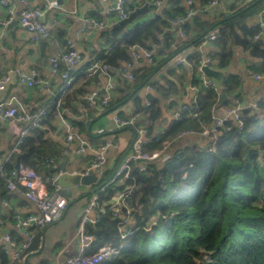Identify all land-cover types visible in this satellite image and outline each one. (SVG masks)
<instances>
[{
  "label": "trees",
  "instance_id": "1",
  "mask_svg": "<svg viewBox=\"0 0 264 264\" xmlns=\"http://www.w3.org/2000/svg\"><path fill=\"white\" fill-rule=\"evenodd\" d=\"M154 1L149 0L152 7L138 12L130 21L106 31L104 36L112 43L111 48L97 56L117 70L123 63L131 61L129 48L132 45L153 49L164 41V48L157 49L160 53L169 49L180 32L184 34V38H179L177 48L167 57L171 59L190 50L186 54L192 64L189 83L199 87L194 96L197 116L183 112L180 119H172L160 141L146 145L149 151L159 148L163 139H173L183 130L199 132L212 125L211 107L229 106L237 98L234 91L238 82L233 77L223 82V91L228 97L222 104L218 103V93L213 85L203 89L197 64L202 55L201 44L209 33L214 31L217 35L211 42L214 49L209 54L218 68L225 69L235 50L241 49L260 62L257 69L264 73V44L259 36L262 27L250 26L246 21L253 11L252 8L245 9L250 3L237 5L232 15H215L212 9L204 10L207 0H192L191 6L186 0H170L160 13L145 19L143 16L154 9ZM191 7L196 12L185 19ZM134 8L130 5L127 9L132 11ZM176 18L184 19L175 23ZM135 20L136 24L126 29ZM175 25L179 32L173 31ZM255 35L258 38H254ZM119 36L117 41L114 37ZM158 61L157 57L155 63ZM155 67L135 69L133 83L139 86L151 82L158 94L174 105L173 96L184 91L186 66L169 67L160 79L151 81L148 77ZM74 76L82 78L81 75ZM77 92L80 91L69 90L62 107L70 106L73 93ZM147 99L150 104L144 106L139 98H135L133 116L135 121L142 118L146 122L150 136L161 118L162 108L155 94H149ZM115 102L110 100L107 108H112ZM257 104L255 110L242 111L241 127L232 120L226 122L229 129H222L214 151H206L205 142L201 143L198 138L185 143L167 161L151 164V169L145 173L133 165L132 178L125 184L134 185L129 201L134 223L127 225L130 232L124 238H121L119 226L128 215L126 208L121 207L114 215L111 201L125 184L116 179L100 191L99 203L105 211L95 223L86 225L87 232L94 238L87 254L93 256L104 246L119 247V251L94 264H264V101ZM188 105L191 109L192 101ZM56 113L55 106H51L41 127H30L21 146V153H25L21 164L38 174L48 170L56 155L51 149L54 144L45 138L46 128L52 127ZM15 168L12 160L4 165L7 173ZM6 185V179L0 176L1 198H6ZM11 234L16 243L21 241L16 233ZM0 264H9L7 252L2 248Z\"/></svg>",
  "mask_w": 264,
  "mask_h": 264
},
{
  "label": "crops",
  "instance_id": "2",
  "mask_svg": "<svg viewBox=\"0 0 264 264\" xmlns=\"http://www.w3.org/2000/svg\"><path fill=\"white\" fill-rule=\"evenodd\" d=\"M52 1H55L58 7L46 8ZM114 1L31 0L26 5L17 0H11L10 6L13 8L15 15L9 18V13L1 4L0 0V77L5 74H9L11 77V81L7 84L6 89L0 91V102L8 100L11 96H15L28 113L36 114L41 109L47 110L48 113L51 108V91H57L63 83L59 74L60 71L53 69L50 59L57 56L60 51L65 49L66 43L70 42L73 48L81 53L83 61L80 64V68L85 69L91 59L98 58V55L110 50L112 43L104 36V33L120 25L118 24L119 19L116 14L108 13ZM157 1H159L158 5L156 4ZM169 1L155 0L154 9L148 11L145 19L152 18L155 14L160 13L169 4ZM247 3L250 4L245 9L252 8L253 10L246 19L247 24L250 26L260 25L262 27L259 36L262 38L264 44V0H219L218 5L212 8V11L215 12V15H232L233 11L238 7L237 5H245ZM130 5H134L135 8L147 5L146 9H144L147 10L149 6L152 7L153 3L149 4V0H131ZM26 7L44 9L42 20L46 24L50 35L49 37L33 42L30 38V33L20 26L17 13ZM91 18L105 23V26L102 28H86L85 24ZM136 22L135 20L130 23L126 29L133 27ZM173 31L179 32L178 25L173 27ZM179 37L176 36L171 44L173 42L178 43ZM114 38H117L118 41L121 36ZM159 38L163 39L162 36H159ZM171 44L169 49H164L160 53L157 49L160 47L164 48V41H161L158 47H153L152 50L155 52L156 58L158 57L160 61L154 64L141 62L134 64L132 69L135 70L142 66H156L148 78H151V81L160 79L167 68L174 66L173 59L175 57H186V54L190 51H183L174 58L169 59L167 56L172 51ZM212 49H214V46L210 43L201 50V53L203 55L204 52H210ZM157 63L159 64L157 65ZM183 65L186 66L184 91L173 96L175 100L174 105H170L167 99H164L158 94L152 87L151 82L135 86L133 81L126 79L118 70L113 69L112 71L111 68L110 74L113 88L110 92L109 102L112 99L116 102L109 109L107 106L103 107L98 104H93L89 99L92 93L96 94L95 97L97 99H100L105 94L104 87L106 79L98 74L86 75L83 69V72L80 70L74 71L71 74L72 84L66 94L72 89L79 90L80 92L73 93V101L70 106L62 107L61 111L55 114V120L51 122L52 127L46 128L45 138L54 144L51 149L56 153L52 158L53 161H50L51 166L48 168V174L43 171L40 173L45 180L47 190L59 188L54 183L55 178L61 174L59 164L63 163L66 171L70 174L82 173L94 158L92 149H98L105 142H110V146L105 153V169L102 174H95L99 177L105 174L104 178L110 175L113 177L122 164L123 159L130 151L135 128L146 126V122L142 118L135 121V117L133 116L135 111V98H139L142 105L145 106L147 96L149 94H155L160 99L162 115L156 122L153 133L166 129L173 119L172 115L174 110L183 104H189L194 97V93L187 89L191 74V65ZM259 66L260 62L251 57L247 51L236 49L225 69H220L216 65H213L211 68L223 71L225 74L224 80L229 77L235 78L238 85L234 91V95L243 104H247L261 101L264 96V78L255 80L248 72H260L257 69ZM31 69L36 70L38 79L45 82L46 86L49 85V90L40 84L28 86L19 82L18 73L20 71L29 73ZM74 74L81 75L82 78L77 79ZM210 80L214 86L213 80ZM147 85H150V89L147 88ZM227 97L226 95V99ZM182 101L185 102L181 103ZM223 108V106L220 107L218 113ZM113 113L117 114L120 118L121 116L126 118L134 117L133 126L121 127L116 125L112 119ZM90 122H92L90 127L91 135H88L87 127ZM25 125L29 126L30 122L18 123V126ZM39 127H41V122ZM70 132H78L81 134L89 143V148H85L82 151L77 140L67 141L66 135ZM194 139H198L201 143L205 141L198 135L185 136L181 139L174 140L170 144L167 152L171 155L177 150L182 149L185 143ZM15 141L16 134L12 127V121L0 120V164L4 165L12 160L16 166L17 156L23 153L20 152L10 159H7ZM22 159L23 157L20 158V163ZM161 163L163 162L156 161V164ZM98 185V183H92L91 185L72 186V197L68 198V204L62 217L35 233L34 241L20 260L11 263L10 253L5 250L9 258V264H24L25 259L26 264H62L68 256L76 254L78 249L77 229L82 209L100 191L92 192ZM5 197H0V249L7 247L3 241V236L6 234L12 235L11 232H14L22 239L21 233L14 227L15 215L21 218L38 212L34 203L24 196V188L20 184H17L13 190L8 189L6 186ZM132 223L134 221L130 217L128 225L131 226L133 225ZM106 249H112L113 252L107 256H101L103 250ZM118 251L119 247L104 246L93 257L95 260H102Z\"/></svg>",
  "mask_w": 264,
  "mask_h": 264
},
{
  "label": "built area",
  "instance_id": "3",
  "mask_svg": "<svg viewBox=\"0 0 264 264\" xmlns=\"http://www.w3.org/2000/svg\"><path fill=\"white\" fill-rule=\"evenodd\" d=\"M11 0H1V4L7 9L9 13V18H12L15 14L13 8L10 6ZM23 4L28 5L31 0H17ZM188 6L193 5L192 0H186ZM219 0H207L204 10H210L217 6ZM131 4V0H115L112 7L109 8L108 13H115L119 20L126 19L129 15L128 7ZM159 4V1L156 2ZM49 7H58V4L55 1L50 2L46 8ZM42 8H29L26 7L17 13V18L20 26L24 28L28 33H30V38L33 42L39 41L41 39L49 37V32L47 30L46 24L43 22V12ZM195 10L191 7L188 9L185 19L190 18L195 14ZM184 18H176L174 22H180ZM105 26V23L96 21L94 19H88L85 27L92 28L98 27L102 28ZM264 27V25H263ZM179 38H184L182 32L179 33ZM217 37L216 32L209 33L205 40L201 44V50L209 45ZM254 38H258L257 35ZM178 46V43H172V50H175ZM131 61L123 63L117 70L126 77L129 81H134L135 75L134 70L132 69L134 64L145 62L148 64L155 63V52L152 49H149L143 45H132L129 48ZM174 66H179L182 64L192 65L186 57H175ZM82 55L76 49L73 48V45L70 42L66 43L65 49L59 52V54L50 59L51 65L54 70L58 71L60 67L63 69L59 72L60 77L63 80L62 85L58 88L57 91H51L50 104L55 106L57 113L62 109V103L64 97L70 85L72 84L71 74L74 71L80 70L85 72L86 75L98 74L106 79L104 91L105 94L97 99L95 93H92L89 97L91 103L98 104L100 106H107L110 99V92L113 88L110 74V66L103 63L99 58L91 59L85 69L80 68L82 63ZM216 62L211 58L209 52H204L199 59L197 64L199 77L203 86H212L213 83L210 79L206 78L203 73V66L207 65L212 67ZM83 69V71H82ZM249 75L255 79L264 78V73L248 71ZM18 80L20 83L26 84L28 86H33L35 84H40L46 87L49 90V85L46 86V83L41 79L37 78L36 70L31 69L29 73L19 72ZM11 81L9 74H5L0 77V91L6 89L7 84ZM147 88L150 89V85H147ZM187 89L192 91L195 94L199 90V87L188 83ZM264 101V96L261 99ZM193 107L190 109L188 104H183L179 108L175 109L173 112V119H180L183 112H187L188 115L197 116V105L195 97L192 98ZM150 101L146 99L145 106H148ZM251 108L253 110L258 108L257 102L243 104L238 98L232 100L231 105L225 106L220 113L216 107H211L210 112L212 115V125L205 126L199 132H194L192 130H183L178 133L173 139L166 138L161 141V146L155 148L151 151L147 150L145 147L148 144H153L160 141L162 134L165 129L158 131L157 133H152L154 135H148L147 129L145 126L137 127L134 130V138L131 143V148L129 153L123 159L122 164L113 175V177L101 186L100 191L104 190L110 183L118 179L122 184H125L129 178H132L131 171L133 165L138 168L140 172L145 173L147 170H150V165L156 161L165 162L169 159L170 154L167 152L170 144L174 140L181 139L185 136H194L198 135L200 138L204 139L205 144L204 148L206 151H214L215 143L218 136L221 134L222 129H229V126L225 125L228 120H232L237 126L241 127L243 122L241 120V113L244 109ZM47 114V110L41 109L38 113H28L24 109L22 103L15 96H11L6 101L0 102V120L1 121H12V127L16 134V141L10 150L7 159H10L14 155H17L21 152V146L24 143L25 138L29 134L30 127H39L40 122L44 119V116ZM113 121L116 125L124 126H133L134 117L122 119L117 114L113 113ZM30 122L29 126H18V123ZM67 141L77 140L80 144L81 150L89 148V143L79 134L78 132H70L66 135ZM110 142H105L98 149H92L94 158L90 165L85 169L81 174H87L90 171H93L97 174H102L105 169L106 157L105 153ZM5 165V164H4ZM4 165L0 164V176H3L7 181V187L10 190L15 189L17 184H20L24 188V196L34 203L38 212L36 214H29L25 217L14 216V227L21 233L22 239L19 243H16L11 235L6 234L3 236V241L9 243L10 249L4 247L6 251L10 253L11 263H14L21 259L29 246L32 244L35 238V233L45 228L47 225L54 223L59 220L68 204V197L59 192V188H54L47 190L45 187V180L40 174H38L33 168L19 164L14 170L10 173L4 171ZM56 167V165H54ZM133 184H125V188L118 190L113 200L111 201V208L113 214L117 215L121 207L126 208L127 216L121 222L119 230L121 231V238H124L129 234L127 228L129 219L131 217L129 201L130 194L133 188ZM99 191V192H100ZM99 192L92 197L90 202L82 209V214L80 222L77 229V239H78V249L76 254L68 256L62 264H94L95 260L94 255L90 256L87 254L88 249L92 245L94 240L93 236L89 234L86 230V225L89 223H95L99 217L100 213L105 211V208L99 203ZM4 200V199H3ZM120 216V214H119ZM99 252V251H98ZM97 254V253H96Z\"/></svg>",
  "mask_w": 264,
  "mask_h": 264
},
{
  "label": "water",
  "instance_id": "4",
  "mask_svg": "<svg viewBox=\"0 0 264 264\" xmlns=\"http://www.w3.org/2000/svg\"><path fill=\"white\" fill-rule=\"evenodd\" d=\"M146 7L147 5H144V7H137L133 9L132 11L129 12L128 17L126 19L119 20L118 24H122L124 22L130 21L134 15L146 9ZM162 49L163 47H160L158 50H162ZM202 70L206 78L208 79L210 78L213 80L214 86L218 93V103L222 104L226 100V95L223 92V82H224V77H225L224 72L219 69L211 68L210 66H207V65L203 66ZM203 89H205V86ZM183 102L185 101H182L181 103ZM92 122L88 123V127H87L88 135H91L90 127L92 125ZM24 156H25L24 153L17 156L16 167L20 164V158ZM58 166L61 169V174L59 175V177L55 178L54 183L59 186V192L61 194L66 195L68 198L72 197V188H71L72 186L91 185L92 183H98L99 185L92 191V192H97L100 190L101 186H103L105 183H107L112 178V175L108 176L107 178H104L105 174L99 177L93 171H90L87 174H81V173L70 174L66 171L63 163L59 164ZM4 244L8 247V249H10L9 243L4 242ZM24 264H26V259H25Z\"/></svg>",
  "mask_w": 264,
  "mask_h": 264
},
{
  "label": "bare ground",
  "instance_id": "5",
  "mask_svg": "<svg viewBox=\"0 0 264 264\" xmlns=\"http://www.w3.org/2000/svg\"><path fill=\"white\" fill-rule=\"evenodd\" d=\"M113 252V250L112 249H106V250H103V252H102V255L101 256H107L108 254H111Z\"/></svg>",
  "mask_w": 264,
  "mask_h": 264
},
{
  "label": "rangeland",
  "instance_id": "6",
  "mask_svg": "<svg viewBox=\"0 0 264 264\" xmlns=\"http://www.w3.org/2000/svg\"><path fill=\"white\" fill-rule=\"evenodd\" d=\"M146 14H148V13H146ZM146 14L143 16V17H146ZM46 174H48V170L45 172ZM133 224V223H132Z\"/></svg>",
  "mask_w": 264,
  "mask_h": 264
}]
</instances>
